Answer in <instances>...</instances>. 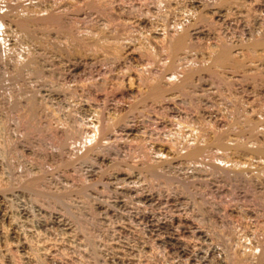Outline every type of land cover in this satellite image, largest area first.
Masks as SVG:
<instances>
[{"label":"rangeland","instance_id":"1","mask_svg":"<svg viewBox=\"0 0 264 264\" xmlns=\"http://www.w3.org/2000/svg\"><path fill=\"white\" fill-rule=\"evenodd\" d=\"M260 45L264 0H0V264H264Z\"/></svg>","mask_w":264,"mask_h":264},{"label":"bare ground","instance_id":"2","mask_svg":"<svg viewBox=\"0 0 264 264\" xmlns=\"http://www.w3.org/2000/svg\"><path fill=\"white\" fill-rule=\"evenodd\" d=\"M57 4V3H56ZM25 11V10H24ZM22 12V14H25V13H23V11H21ZM26 12H29V10L28 11H26ZM31 12V11H30ZM20 13V12H19ZM40 13V15H39V20H38V23H39V21L41 20L40 19V17H41V13H43V17L44 18H46L45 17V15H46V13L44 14V12H39ZM18 14V13H17ZM22 14H20V16L22 15ZM35 14V13H34ZM34 14H32V13H30V15H32V16H34ZM28 15H29V13H28ZM28 15H23L24 17H28V18H30ZM22 16V17H23ZM32 16H31V18H32ZM36 16V15H35ZM24 17H23V20H18V22H16L17 24H16V26H17V28H18V31L20 30V29H25L26 27H29L30 26V24L29 23H31L32 21H31V19L29 20V19H27V18H25L24 19ZM38 16H36V18H37ZM48 17V16H47ZM49 18V17H48ZM51 19H53V20H55L53 17H51ZM26 20H28L29 21V23H27L28 21H26ZM35 20H37V19H35ZM43 21L45 20V19H42ZM47 20V19H46ZM45 20V21H46ZM57 20V19H56ZM55 20V21H56ZM52 21V20H51ZM33 22H34V19H33ZM53 22V21H52ZM51 22V23H52ZM43 23H45V22H43ZM57 23V22H56ZM87 23V22H86ZM28 24H29V26H28ZM33 24V23H32ZM34 24H35V22H34ZM33 24V25H34ZM47 24V23H46ZM188 24V23H187ZM32 25V26H33ZM31 26V27H32ZM37 26V25H36ZM57 26V25H56ZM175 26V25H174ZM46 27H47V25H46ZM54 27V26H53ZM177 27H179V25L177 26ZM30 28V27H29ZM45 28V27H44ZM48 28H50V27H48ZM99 28V27H98ZM172 28H174L173 26H172ZM171 28V30H173ZM183 28V27H182ZM185 28V27H184ZM177 29V28H176ZM180 29H181V27H180ZM186 29V28H185ZM179 30V29H178ZM22 31V30H21ZM56 31V30H55ZM105 31V30H104ZM158 31H160V29L158 30ZM175 31V30H174ZM173 31V32H174ZM64 32V31H63ZM100 32V31H99ZM153 32V31H152ZM156 32V31H155ZM161 32V31H160ZM159 32V33H160ZM172 32V33H173ZM22 33V32H21ZM67 33V32H66ZM158 33V34H159ZM162 33V32H161ZM177 33V32H176ZM184 33H186L185 31L183 32V33H180V34H178L177 36L175 35V37L172 39V40H170L171 42L169 43V45H168V53L166 52V54H168V56H169V58H171L172 60L175 58V57H178L177 56V54H178V52H179V50L180 49H182L181 47H183L182 45L185 43L184 42ZM88 34H89V32H88ZM91 34V33H90ZM96 34H98V33H96ZM171 34V33H170ZM175 34V33H174ZM86 35V34H85ZM93 35V34H92ZM150 35V34H149ZM173 35V34H172ZM91 36V35H90ZM94 36V35H93ZM99 36V35H98ZM157 36V35H156ZM169 36V35H168ZM70 37V36H69ZM68 37V38H69ZM159 37V36H158ZM166 37V36H165ZM171 37V36H170ZM96 38V37H95ZM103 38H104V36H103ZM169 37H167V39H168ZM70 39V38H69ZM97 39H98V37H97ZM166 39V38H165ZM89 40V39H88ZM87 40V41H88ZM90 40H93V37H92V39H90ZM95 40V39H94ZM93 40V41H94ZM113 40V39H112ZM154 40V39H153ZM157 40V39H156ZM161 40V39H160ZM71 41V40H70ZM98 41V40H97ZM89 42H91V41H89ZM100 42V41H99ZM117 42V41H116ZM169 42V41H168ZM184 42V43H183ZM63 43V42H62ZM71 43V42H70ZM92 43V42H91ZM98 43V42H97ZM102 43V42H101ZM100 43V44H101ZM106 43V45H107V43H109V42H105ZM104 43V44H105ZM164 43V42H163ZM165 43H166V41H165ZM257 43V42H256ZM263 43V42H262ZM95 44V43H94ZM103 44V45H104ZM112 44V43H111ZM167 44L168 43H166V45L165 44H163V45H165L166 47H167ZM67 45V44H66ZM74 45V44H73ZM98 45V44H97ZM110 45V44H109ZM108 45V46H109ZM185 45V44H184ZM255 45V44H254ZM257 45V44H256ZM262 45V44H261ZM260 45V46H261ZM92 46H94V45H92ZM112 46V45H111ZM162 46V45H161ZM187 46V45H186ZM223 46V45H222ZM221 46V47H222ZM251 47H252V45H250ZM250 46H248V47H250ZM263 46V45H262ZM261 46V47H262ZM74 47H75V45H74ZM250 47V48H251ZM256 47V46H255ZM97 48H98V46H97ZM100 48V47H99ZM111 48V47H110ZM162 48V47H161ZM160 48V49H161ZM164 48V47H163ZM225 48V47H224ZM224 48H220L216 53H214L213 54V56H212V58H211V60H212V62H213V64H216V65H223V64H226V65H232V64H235L236 62H231L230 61V58H229V53L227 52V50L226 49H224ZM249 48V49H250ZM262 48H264V47H262ZM107 49V48H106ZM151 49V48H150ZM157 49V48H156ZM186 49V48H185ZM97 50V49H96ZM106 51V50H105ZM146 51V50H145ZM150 51V50H149ZM148 51V52H149ZM186 51H188V49H186ZM185 51V52H186ZM213 53V51H210V53ZM74 53H76V52H74ZM7 54V53H6ZM94 54V53H93ZM147 54V53H146ZM149 54V53H148ZM181 54V53H180ZM209 54V53H208ZM165 55V54H164ZM205 55V54H204ZM146 56V55H145ZM167 56V57H168ZM207 56V55H206ZM153 57V56H152ZM151 57V58H152ZM169 58H167V59H169ZM201 58V57H200ZM102 59V58H101ZM199 59V58H198ZM180 60V59H179ZM203 60V59H202ZM156 61V60H155ZM166 61H168V60H166ZM170 61V60H169ZM204 61V60H203ZM207 61V60H206ZM174 62V61H173ZM177 62H178V60H177ZM202 62V61H201ZM91 63V62H90ZM171 63V62H170ZM169 64V63H168ZM190 64V63H189ZM174 65V64H173ZM179 65V64H178ZM188 66V65H187ZM201 66V65H200ZM171 67H173V66H171ZM194 67V66H193ZM147 68V67H146ZM175 68H176V66H175ZM179 68H181V67H179ZM178 68V69H179ZM188 68V67H187ZM195 68V67H194ZM181 70V69H180ZM188 70V69H187ZM186 70V71H187ZM189 70H192V69H189ZM168 71H169V69H168ZM168 71H167V73H168ZM173 71V70H172ZM182 71V70H181ZM156 73V72H155ZM173 73V72H172ZM171 73V74H172ZM191 73V72H190ZM88 74V73H87ZM176 74V73H175ZM183 74V73H182ZM168 75V74H167ZM173 75V74H172ZM179 75V74H178ZM181 75V74H180ZM179 75V76H180ZM173 76H175V75H173ZM102 77V76H101ZM167 77V76H166ZM165 77V78H166ZM176 77V76H175ZM167 78H170V73H169V77H167ZM166 78V79H167ZM159 78H157V80H158ZM178 79V78H177ZM168 80V79H167ZM172 80V79H171ZM188 80H189V77L186 75V72H185V76L182 78V80H180L181 81V85H183V84H187L188 83ZM111 81V80H110ZM156 81V80H155ZM155 81H153V83H151V84H149V85H147V86H145V91H144V93H143V95L139 98V100L140 101H143L144 102V100H152V101H155L156 99H154V98H161L160 97V95H161V93L163 92V89L161 88V83H160V85H159V81L158 82H155ZM176 81H178V80H175V82ZM135 84V83H134ZM143 86V85H142ZM178 86V85H177ZM184 86V85H183ZM181 88V87H180ZM144 90V89H143ZM180 91V90H179ZM134 95V94H133ZM128 98V97H127ZM166 98V97H165ZM154 99V100H153ZM162 99V98H161ZM139 101V102H140ZM143 102H140L139 104H141V103H143ZM150 103V102H149ZM147 105V104H146ZM107 114V113H106ZM107 122V121H106ZM76 123V122H75ZM108 124V123H107ZM72 125V124H71ZM252 126V125H251ZM93 126H91V128H92ZM245 127V126H244ZM253 127V126H252ZM66 129V128H65ZM93 129V128H92ZM254 129V128H253ZM260 129V128H259ZM91 130V129H90ZM248 131H249V129H248ZM252 131V130H251ZM92 133V132H91ZM88 137H91V136H89L88 135ZM88 137H86V139H88ZM93 137H94V135H93ZM185 137V136H184ZM78 138V137H77ZM83 140H84V138H82ZM85 139V140H86ZM92 140V137L91 138H89V140ZM59 140V139H58ZM70 140V139H69ZM88 140V141H89ZM80 141H82V140H80ZM191 141H193V140H191ZM191 141H189V143H191ZM197 141V140H196ZM84 142V141H83ZM240 142V141H239ZM85 143H88V142H85ZM84 143V144H85ZM236 143V142H235ZM238 143V142H237ZM250 143V142H249ZM248 143V144H249ZM72 144V143H71ZM80 144V143H79ZM81 144H82V142H81ZM188 144V143H187ZM195 144V143H194ZM244 144H246V143H244ZM86 145V144H85ZM189 145V144H188ZM236 145V144H235ZM239 145H240V143H239ZM251 145V144H250ZM191 146V145H190ZM234 146V145H233ZM243 146H245V145H243ZM260 146V145H259ZM258 146V147H259ZM74 147V146H73ZM84 147V146H83ZM241 148V146H238L237 148ZM247 147V146H246ZM257 146H255L254 148H256ZM264 147V146H263ZM262 147V148H263ZM235 148V147H234ZM261 148V149H262ZM188 149V148H187ZM190 149V148H189ZM192 149H193V147H192ZM247 149H248V147H247ZM249 149H250V147H249ZM252 149V148H251ZM257 149H259V148H257ZM261 149H259V150H257V151H259V152H261L260 150ZM244 150H246V149H244ZM241 151V150H240ZM239 151V152H240ZM248 151V150H247ZM254 151V150H253ZM256 151V152H257ZM193 152V151H192ZM194 152H195V150H194ZM249 152V151H248ZM251 152V151H250ZM255 152V151H254ZM253 154V153H252ZM264 155V153H261V155L260 156H263ZM224 155V154H223ZM241 155V154H240ZM246 155V154H245ZM255 155V154H254ZM225 157V156H224ZM220 158H222V157H220ZM258 159V158H257ZM260 159H261V157H260ZM262 159H264V158H262ZM263 161V160H262ZM259 162V161H258ZM259 163H261V162H259ZM236 164V163H235ZM232 165H233V163H232ZM240 165V164H239ZM244 165V164H243ZM259 165H261V164H259ZM242 166V165H241ZM263 166V165H262ZM233 167V166H232ZM238 167V166H237ZM258 167V166H257ZM260 167V166H259ZM242 168V167H241ZM260 169H261V167H260ZM259 170V169H258ZM257 172V171H256ZM259 173V172H258ZM261 173V172H260ZM263 174V173H262ZM27 185H30L29 183H27ZM262 241H264V240H262ZM264 247V246H263Z\"/></svg>","mask_w":264,"mask_h":264}]
</instances>
